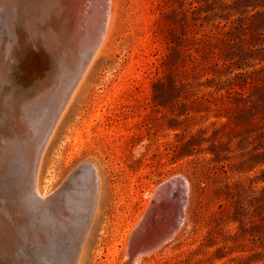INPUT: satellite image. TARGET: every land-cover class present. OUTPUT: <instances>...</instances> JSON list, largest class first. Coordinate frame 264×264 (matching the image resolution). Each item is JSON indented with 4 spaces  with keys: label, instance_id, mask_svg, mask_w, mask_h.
<instances>
[{
    "label": "rangeland",
    "instance_id": "1",
    "mask_svg": "<svg viewBox=\"0 0 264 264\" xmlns=\"http://www.w3.org/2000/svg\"><path fill=\"white\" fill-rule=\"evenodd\" d=\"M13 6L21 23L35 15L20 13L22 0ZM105 15L35 180L48 198L81 165L96 168L75 264H124L143 222L162 243L134 264H264V0H106ZM12 18L0 22V119L21 97L14 83L30 80L13 56L23 32ZM17 108L14 125L25 127ZM1 174L0 223L20 245L3 225ZM170 179L176 187L152 222V196Z\"/></svg>",
    "mask_w": 264,
    "mask_h": 264
},
{
    "label": "bare ground",
    "instance_id": "2",
    "mask_svg": "<svg viewBox=\"0 0 264 264\" xmlns=\"http://www.w3.org/2000/svg\"><path fill=\"white\" fill-rule=\"evenodd\" d=\"M17 1L18 0H0V9L2 10V12L0 11V22L4 20L5 23L7 16L12 14V22L23 32L19 45L17 44L14 48L16 50L13 56L18 58L20 63L25 61L24 70L26 71H24V74L28 73L30 80L27 81L25 87L23 85L18 86L19 84L14 83V86L19 88L21 97L15 99L16 102H13L11 98L3 104V114L1 116L2 119H0V134L3 129H6V133L0 135V169L3 167V164L6 163L5 169L1 174L4 176V183L6 187H15L17 194L15 202L18 206L21 205L25 209L23 213L20 212V208L13 212V215L17 219V221L14 220L15 223H13L14 221L8 214L3 225H14L18 238L21 237L29 242L31 245L29 253L32 255L35 254L39 264H59L61 260L65 263L74 252L76 240H78L91 209L93 201V179L91 170H83L80 176L72 179L62 190H57L48 198L38 195L36 182L34 188L30 191L27 177L28 156L26 147H29L33 140L30 134H23L22 130L24 129V125L18 127L14 125V121L16 119L17 107H19L22 111H25L23 117L28 118V125L31 124L35 126L34 119L44 107L43 102L47 98L45 97V99L41 101L37 100V103L34 102L31 104L25 102L24 98L35 92L37 90L36 87L44 89L49 83L54 82L59 75L57 74L59 71L58 65L61 66L62 62L57 61V63L54 64L48 55L39 51L45 49L46 32L49 31V28L52 29L53 27L50 25L49 21H47L46 16L55 14L57 20L62 24L65 12L68 13L77 8V24L75 25L76 27H72V33H75L76 30L78 33V27L80 26L86 29L91 27V13L96 0H73L74 2L70 4H68V0H22L21 14L29 17L31 11L35 12L32 18H30V16L27 21H23L22 23L16 18L19 14L16 12L15 6H13ZM104 1L106 3V0ZM61 24H58L56 33H61V35L64 33L68 34L66 28L63 27L62 29L60 26ZM105 24L106 20L104 28ZM103 33L104 29L101 32V40ZM12 35L13 34H11V36ZM61 35H59L57 39V42H60V44L64 43L59 39ZM84 46L87 48L90 46L88 33H86L84 38ZM0 47H4V45L0 44ZM67 47V45H64V48ZM99 48L100 45L98 49ZM86 71L87 69L83 73L81 80ZM53 87H55V84ZM73 93L74 89L72 95ZM3 137L4 140H1ZM2 187L3 185L1 186L0 183V190H2ZM11 202L15 204L14 200ZM159 208H154L150 212L149 216H151L152 222ZM144 217H146V215ZM142 219L143 218H141L140 221ZM148 219L147 221H150ZM140 226V231L134 234V237L129 243L127 254H129L130 249L132 251H137L141 248L140 244L135 240L141 238L140 240H143L142 243H146L144 237H148V241H157L158 239L153 236L154 234L151 235L148 232L149 228L144 222L141 223ZM163 236L162 239L164 238ZM63 262L61 264H64Z\"/></svg>",
    "mask_w": 264,
    "mask_h": 264
},
{
    "label": "water",
    "instance_id": "3",
    "mask_svg": "<svg viewBox=\"0 0 264 264\" xmlns=\"http://www.w3.org/2000/svg\"><path fill=\"white\" fill-rule=\"evenodd\" d=\"M72 2L74 1L68 0V4ZM105 7L106 3L104 0H96L91 13V27L89 29H86L83 28V26H80L78 27V33L77 30L75 31V33H72V27H76L75 25L77 24V8L68 13L65 12L63 17L64 21L62 22V24L57 20L55 14L52 16H46L47 21H49L50 25H52L53 27L52 29L49 28V31L46 32L47 35L45 38V49L39 51L48 55L52 59V62L54 64L57 63V61H61L62 65H58L59 71L57 72V74L59 75L57 76L58 78H54V82L49 83L44 89L36 87L37 90L35 92H33L30 96L24 98L25 102H27L28 104L34 102L37 103V100L41 101L42 99H45V97L47 98L43 102L44 107L42 108L41 112L34 119L35 126L31 124L28 125L26 120L27 124L22 130L23 134H30L33 140L31 145L29 147H26L28 156L27 177L30 191L35 186L37 169L45 145L47 144L57 122L59 121L67 104L69 103L73 89H75V87L79 83L83 73L89 66L100 45L101 32L104 29V23L106 20ZM58 24H61L60 26L62 27V29L63 27L66 28L68 34L64 33L63 35H61V33H56ZM86 33L89 34L90 38V46L88 48L84 46V38ZM59 35H61L59 39H61L64 43L60 44V42H57ZM64 45H67L68 47L64 48ZM2 61L3 59H0V63ZM54 84L55 87H53ZM5 165L6 163L3 164V167L0 169V173H2L5 169ZM85 169L91 170L93 179V201L91 209L85 225H83L82 227L78 240H76L72 256L65 263L61 260L59 264H61L62 262L64 264H75L80 253L93 215L97 197L98 177L96 168L89 163L81 165L58 189L62 190L72 179L80 176L81 172ZM176 184V179H170L166 182H163L156 188L149 207V212H151L154 208L166 206L169 203V196L176 187ZM4 192L5 196L8 197L5 201H3L4 204H6L7 206L9 205V208H7V213L13 221H17V219L13 215V211L20 208V212L23 213L25 208L21 205L18 206L12 203L10 200V197H13L16 194L15 187H6L5 185ZM15 221L13 223H15ZM11 226L14 225H9V227ZM8 233L9 229L6 226L3 227L0 223V264H39L38 258L35 257V254L32 255L29 253L31 248L29 242L26 241L25 243H21L20 245H17V243L13 244L12 240L8 236ZM144 238L146 241V243L144 242L145 244L142 243L143 240H140L141 238L135 240L140 244L141 248H139L137 251H132L130 249L128 259L124 262V264H134L139 255L156 249L162 243L161 239L157 241H148V237Z\"/></svg>",
    "mask_w": 264,
    "mask_h": 264
}]
</instances>
